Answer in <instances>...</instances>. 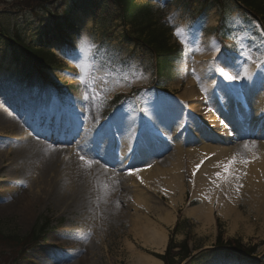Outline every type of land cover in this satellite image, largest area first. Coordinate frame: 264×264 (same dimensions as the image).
Here are the masks:
<instances>
[{
  "label": "rangeland",
  "instance_id": "obj_1",
  "mask_svg": "<svg viewBox=\"0 0 264 264\" xmlns=\"http://www.w3.org/2000/svg\"><path fill=\"white\" fill-rule=\"evenodd\" d=\"M150 1H153L151 8L155 19L160 16L168 17V27L173 29L172 37L170 34L171 44H179L183 54L181 64L175 67L177 81L166 87V94L157 95L154 91H142L133 95L134 89L150 87L153 84L146 65L148 55L141 59L137 56V50L134 51L132 42L124 34L127 30L122 31L117 22H107L104 26L94 24L89 12L75 11L72 13V20L78 30L72 34L71 43L74 44L83 37L81 24L89 23L85 37L87 49L88 45L92 49L88 51L87 59L82 55L83 52H77L72 44L70 48L63 49L60 42L45 36L43 27H38L37 30H23L22 35L26 42L31 41L37 49H48L55 56L57 69L46 70L43 75H37L28 65L16 64L11 48L4 41H0V75L2 73L4 77L0 80V113L11 112L22 117V123L31 122L33 126H43L46 123L62 127L72 140H78L83 147L95 150L100 157L98 143L103 138H108L112 144H121L126 137L133 138L136 132L137 137L133 142L141 145L147 143L146 140L150 141L149 134L152 130L155 132L156 128L151 129L143 124V128L137 130L140 118L134 102L138 98L146 103L147 115L155 114L159 126L169 122L170 118L172 124L169 122L171 125L167 123L168 126L165 127H174L177 138L183 144L194 140L193 129H199L200 133H203L199 122L200 115L195 109L180 104L183 101L177 100L175 95L180 93L181 85L189 82V78L194 76L195 63L190 58L192 42H198L202 46L207 39L214 38L210 39V44H217L219 48L217 35H211L212 30H207L218 26V8L214 7L208 11L207 19L198 23L191 19L183 7L180 8V0H171V3L163 0L162 7L154 0H138L136 5H144ZM238 19L233 22L237 24L233 29L239 39L238 44L248 48V34L243 32L246 29L239 24ZM0 22L10 33L14 26L18 30L23 27L20 23L15 25L16 20L7 12L0 14ZM60 49L63 52L59 51ZM131 49L134 55H128ZM57 51L61 52L65 59L61 58ZM249 51L250 53L246 51V55L251 56L257 66L264 62V44L252 43ZM219 60L223 61L222 58ZM230 62L233 65L235 59ZM205 64L203 66L206 71L201 77L211 75L210 64ZM50 80L63 89L66 88V95L62 100L59 99L60 94L49 85ZM257 84L259 88L263 87L261 82ZM125 96L133 97L125 99ZM254 112L257 115L250 113L242 118V122H248L246 129L252 121L255 122L254 127L262 133L264 108ZM53 113L56 116L52 117ZM86 125L89 126L87 131L84 129ZM211 129L215 131L218 127L216 125ZM168 132L165 129V134L171 137ZM114 135L119 138L113 142ZM208 136L204 138L209 139ZM10 140L9 131L4 130L0 136L1 152L7 151ZM153 143L151 145L156 147L155 151L159 153L170 149L169 144L161 143V146ZM109 144L110 147L102 149L108 154L111 152V142ZM8 158L10 159H1L0 163V232L14 233L20 237L36 229L40 219L49 220L51 224L42 241L31 248L23 247V244L22 247L1 246L0 264H130L129 247L150 256L149 246L144 243L140 231L133 227L131 220L138 213L152 223L161 224L163 221L151 210V204H140L131 191L120 186H105L98 179L86 180L82 172L85 171L84 168H78L82 182L72 181L70 176H64L62 182H59V177L63 176L62 172L49 170L46 181L52 178L49 188L51 197L48 196L42 203L34 204L22 215L14 209H8L7 205L13 201L20 202L24 191L32 184L31 178L36 168L27 164L25 167L13 168L11 157ZM246 160L242 159L240 163ZM26 167L30 169L25 170ZM195 169L197 173L199 169L196 166L184 165L181 168L180 175L186 192H190L196 199L214 202L213 209L219 218L218 226L222 231V239H236L243 245L258 244L256 254L245 264H264V170L258 169L251 176L252 173L238 172L235 166H232L228 178L223 179L215 175L222 170L221 164L210 166L206 170L209 175H203L201 170L195 177L190 175ZM151 181L149 180L146 193L163 209L174 210L176 213L179 208L185 210L193 206L187 204L184 189L178 196L176 192L175 195L174 192L168 193L174 198L171 199L163 195L159 187L153 188ZM240 181L244 184L243 187ZM54 182L55 188L51 190ZM69 183L78 195L68 193ZM144 187L140 189H147L145 185ZM16 207L18 205L14 206ZM192 225L193 230L189 235L191 247L196 250L211 246V235L204 230L207 227L198 222ZM223 264L242 263L236 256H232Z\"/></svg>",
  "mask_w": 264,
  "mask_h": 264
},
{
  "label": "bare ground",
  "instance_id": "obj_2",
  "mask_svg": "<svg viewBox=\"0 0 264 264\" xmlns=\"http://www.w3.org/2000/svg\"><path fill=\"white\" fill-rule=\"evenodd\" d=\"M88 24L89 23L81 24V33L83 37L75 42L77 52H81V54L83 52L82 55H85V59L88 58V51L92 49L89 45L87 49V39L85 37V30ZM210 39L204 42V46L195 42L196 44H194L193 51L195 60L194 80H191L185 85L181 94V99L185 102L187 101V106L192 109L199 105L193 101L196 97L210 93V81L195 82V78L204 74L206 71L203 65L196 62L207 61L209 58H212L213 52L216 51V46L215 44H210ZM57 54L65 59L61 52L57 51ZM239 64H241L240 61ZM245 66L247 69L245 73H249L248 68L252 69V67ZM1 75L0 80H3L4 77ZM257 88L258 87H249L246 93L248 100H250L249 102L246 100L247 107L250 106L254 111L263 109L262 107L264 105V88L258 90ZM10 113H0V136L4 130H8L11 135L7 151H0V163L1 159L6 158V160H9L10 158L8 157L10 156L13 168L25 167V164L35 166L34 168H36V172L33 173L34 175L31 178L32 184L24 191L20 202L13 201L7 205L8 209H14L22 215L27 213L34 204L42 203L41 201L47 200L48 196L49 198L51 197L52 193H49V188H51L52 178L46 181L49 170L52 172H62L63 176L59 177V182H62L64 176H70L72 181L82 182L78 173V168H84L85 171L82 170V172L87 178L86 180L98 179L101 180V183L105 184V186H110L112 184L114 186H120L124 190L131 191L140 204L148 206L151 204V210L157 214V218L166 224L171 222L174 216L170 211L163 209L160 204L154 202L150 195L146 193L148 192L149 180H152L150 185L153 186V188L162 187L166 190L168 189L167 192H174V195L176 192L178 196L184 189L182 176L180 175L181 168H183L184 165L194 167L199 164L201 173L203 175H209L206 170L209 169L210 166H215L217 163L221 164L222 170L220 172H222L224 171L223 166L235 157L232 166H235V170L237 169L238 172L248 171L252 173V176L258 169L264 170V130L261 131V134H258L260 130H246L250 131L248 133H241L240 131L239 134L231 138V142L228 141L229 139L225 140V138L222 139L216 136H213L212 140L205 141L199 133L200 130L193 129V135H195L194 140L183 144L177 138L178 134L175 133L174 127H170L171 129L165 127L168 126L167 123L169 122L172 124L170 118L169 122H165V124L159 126L157 121L155 119L153 120V115H151L147 117L145 121L156 128L155 135L160 138L165 137V129L167 132L169 131L168 133L171 137L166 138L168 142L170 141V145H172L174 149L166 157L158 159V156L155 157L153 155L155 151H153L154 146L151 145V141L146 140L147 143H145V146L148 148H144L143 145L137 147V153H139L138 155L142 158L131 163L128 162V159L134 147L133 141L135 140V135L133 138L126 137L122 143L121 160L119 161L125 166H123V169H121V167L120 169H114L112 167L106 168L107 166L105 167V165L107 164L104 165L97 160V162H91L86 158L83 160L80 158L81 161H79L80 156L77 152V144H70L68 140H65L67 136L56 138L57 135H54L56 133L58 134L57 131H60V127L56 128V125L44 123L43 130H34L35 127L30 128L22 125L16 114L13 115L11 113L12 116ZM253 114L257 115L256 112ZM52 115V117L56 116L54 113ZM234 115L235 114L229 106L225 108L224 111L218 110L210 112L206 117V122H209L213 126H216L219 122H224L225 130L229 131L232 128L234 130V122H232ZM173 120L175 121V118H173ZM246 125L247 123H245V126ZM238 128L240 127L238 126ZM44 130H51V133L48 134ZM85 130H89V126L86 125ZM219 133L222 134L223 132ZM224 134L227 135V132H224ZM208 138L211 139L212 137L209 135ZM246 143H248L250 147L245 148L244 145ZM253 144L254 146H252ZM106 145H109L108 141L104 143V146ZM245 158L248 163H240V161ZM29 169V167L25 168V170ZM136 169H139V171H136ZM130 172H134L135 174H129ZM55 182L51 190L55 188ZM247 182L250 183V181ZM239 183L242 187L244 186L242 181ZM144 185L147 189H140V187H144ZM67 191L68 193H72L73 196L78 195L76 193L77 191L73 189L70 183L67 187ZM163 194H165V191ZM16 205H18V207L14 208ZM189 213L197 215L198 218L202 220V224L205 227L207 224L206 221H209L210 208L202 204L200 207L190 209ZM131 222L133 227L140 231L141 238L152 251L155 252L156 246V253L162 252L166 242V236L165 232L162 231L160 227L158 228L138 213L132 217ZM128 251L130 253V264H161L159 261L143 253L136 252L130 247Z\"/></svg>",
  "mask_w": 264,
  "mask_h": 264
},
{
  "label": "trees",
  "instance_id": "obj_3",
  "mask_svg": "<svg viewBox=\"0 0 264 264\" xmlns=\"http://www.w3.org/2000/svg\"><path fill=\"white\" fill-rule=\"evenodd\" d=\"M135 0H0V14L10 13L16 20L15 25L20 23L23 28L37 29L39 26L47 28L46 35H53L54 39L68 42L69 32L76 30V26L71 19V14L74 10L80 9L89 11L94 16V21L100 24L105 22L118 21L123 25L138 24L136 35L132 38L134 49H137V56L143 58L148 55L146 65L153 67L158 72L156 79L157 86L163 87L173 81L174 64L181 59V54L178 48L171 47L169 44V30L162 24L152 22L149 18V9L146 7H137L134 4ZM240 4H247L254 12V15H261L264 20V0H234ZM187 11H192L195 5H198L197 13L202 16L203 13L214 4L220 9L221 23H225L228 19L231 8L226 0H184ZM62 8V10H61ZM50 16L54 27L48 28V20L46 15ZM146 20H142L144 17ZM220 23V24H221ZM222 26V24H221ZM55 31V32H54ZM16 32L14 35L12 33ZM56 33V34H55ZM250 38L254 41H264V33L261 31L252 33ZM0 40L6 41L11 46L13 51L14 61L28 65L30 69L33 66L41 71L45 67L54 68L55 61L49 52L44 50H35L34 47L26 45L23 42L22 35L14 26L11 33L0 23ZM226 50H232L230 46L224 47ZM132 55L133 52H131ZM142 62V60H140ZM48 223L44 221L38 224L36 229L32 230L23 236H16L14 233L2 234L0 232V247L15 245L22 247L33 246L42 235L46 232ZM177 227V226H176ZM176 227L173 233L176 232ZM217 245L226 247L241 255H251L256 248L245 246L243 247L237 241H227L222 244L219 235L217 236ZM174 248H178V252H173ZM230 257L228 252L203 251L197 255L190 256L187 250L186 243L176 246L171 239L165 250L164 255L157 256L164 264H181L187 259L185 264H220ZM175 258L178 260L175 261Z\"/></svg>",
  "mask_w": 264,
  "mask_h": 264
},
{
  "label": "snow or ice",
  "instance_id": "obj_4",
  "mask_svg": "<svg viewBox=\"0 0 264 264\" xmlns=\"http://www.w3.org/2000/svg\"><path fill=\"white\" fill-rule=\"evenodd\" d=\"M177 34H179V33H177ZM229 79H238V77H229ZM81 80H83V77H81ZM252 146H254V144L252 145ZM244 147L245 148H248V147H250V145L248 144V143H246L245 145H244ZM81 159L83 160L84 159V157L82 156L81 157ZM234 161H235V157H233L232 158V160H230L227 164H225L224 166H223V168H224V171L223 172H217L215 175H216V177L217 178H223V179H227L228 178V175H229V173H230V169H231V166H232V164L234 163ZM203 163V162H202ZM242 163H248V161H242ZM199 167H200V165L198 164V165H196V168L197 169H199ZM136 171H139V169H136ZM129 174H135L134 172H130Z\"/></svg>",
  "mask_w": 264,
  "mask_h": 264
},
{
  "label": "crops",
  "instance_id": "obj_5",
  "mask_svg": "<svg viewBox=\"0 0 264 264\" xmlns=\"http://www.w3.org/2000/svg\"><path fill=\"white\" fill-rule=\"evenodd\" d=\"M193 218V219H195V220H198V221H202L200 218H198V217H196V215H194V213H190L189 214V218ZM207 222V224H208V230H205L206 232L205 233H209L210 235H212V238H213V235H214V229H213V218H209V221H206ZM155 226H157L158 228L160 227V229L162 230V231H164L163 230V228L161 227V226H158L157 224H155V223H153ZM173 224V220L171 221V222H169V223H167L166 225H167V227H169V226H171ZM165 232V236H167V232L166 231H164ZM166 238L167 237H165V241H166ZM166 243V242H165ZM157 248H156V246H155V250H156ZM162 264V263H161Z\"/></svg>",
  "mask_w": 264,
  "mask_h": 264
}]
</instances>
